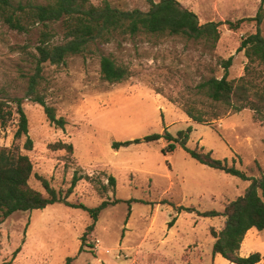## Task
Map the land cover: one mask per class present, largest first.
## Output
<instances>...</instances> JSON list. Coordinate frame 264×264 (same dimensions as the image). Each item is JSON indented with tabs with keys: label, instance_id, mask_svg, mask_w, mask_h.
Listing matches in <instances>:
<instances>
[{
	"label": "rangeland",
	"instance_id": "rangeland-1",
	"mask_svg": "<svg viewBox=\"0 0 264 264\" xmlns=\"http://www.w3.org/2000/svg\"><path fill=\"white\" fill-rule=\"evenodd\" d=\"M90 1L100 5L105 0ZM108 1L120 9L150 7L147 0ZM180 2L202 23L224 22L215 49L181 36L139 35L92 44L61 65L44 64L38 88L56 115L66 119L64 128L51 123L44 107L26 97L41 25L23 33L0 19V95L22 98L33 149H25L26 136L15 137L17 113L6 126L0 124V147H18L30 156L31 184L43 192L38 176L64 195L77 173L90 178L77 183L69 201L96 207L119 199L101 211L84 241L92 218L82 208L54 203L13 213L0 224V264H64L69 256L75 257L72 264H234L213 253L211 229L223 228L224 216L203 217L177 208L223 211L251 181L205 165L181 146L165 154L164 138L134 140L165 130L177 136L192 125L188 147H204L249 176L264 175V122L256 120L252 110L231 111L208 124L193 121L184 111L185 103L210 110L206 99L195 94V86L211 74L223 76L221 59L234 57L229 79L244 74L248 59L238 49L244 35L257 31L258 23L245 21L232 29L227 22L256 17L261 0ZM56 29L62 32L59 25ZM261 29L264 35V20ZM61 39L62 35L54 41ZM109 54L129 66L126 80L102 79L101 56ZM258 82L264 86V77ZM59 141L72 144L73 150L55 149L52 145ZM116 141L131 144L115 148ZM109 174L116 177L115 186L109 184ZM242 244V256L260 252L257 264H264V230L250 229Z\"/></svg>",
	"mask_w": 264,
	"mask_h": 264
},
{
	"label": "trees",
	"instance_id": "trees-1",
	"mask_svg": "<svg viewBox=\"0 0 264 264\" xmlns=\"http://www.w3.org/2000/svg\"><path fill=\"white\" fill-rule=\"evenodd\" d=\"M148 10L120 9L114 7L108 0L100 5L90 0H0V19L11 29L18 32L30 33L33 27L41 25V31L36 45L35 61L32 73L28 75L26 97L41 104L48 120L60 128H64L66 119L56 115L55 108L48 105L44 94L38 85L43 75L46 63L64 64L70 56L83 54L92 44L109 43L119 38L144 36H181L186 39L204 43L209 49L216 48L221 38L220 27L223 21L210 20L202 23L199 15L180 0H147ZM264 0H261L256 17L243 18L236 22H227L232 29H238L245 21H257L258 28L254 33L244 35L239 51H244L248 61L245 72L239 78L229 79V68L233 64V56L221 59L220 66L224 69L222 77L211 74L195 86V94L206 99L204 103L210 110H203L195 103H185L184 111L195 122L200 124L213 123L231 111L250 109L254 118L264 122V86L258 82L264 77V35L261 23L264 20ZM59 25L62 32L56 29ZM62 35L61 41H54ZM256 65L261 66L259 69ZM100 71L103 80L116 83L126 80L130 74L128 65L119 62L112 55H102ZM15 103L16 109H12ZM17 113L19 117L18 129L15 137L26 136L25 149H33V140L29 136V119L22 105L21 97H5L0 95V124L6 126L8 121ZM193 131L190 125L180 130L174 136L168 130L164 133H151L134 142H156L164 138L168 144L163 148L166 154L174 151L178 146L183 147L193 158L212 168L223 170L228 174L238 176L243 180H250V185L244 194L230 201L223 211L216 209L199 210L194 207L179 206L177 209L194 212L198 216H224L223 228L211 229L215 238L213 253L220 254L234 264H257L262 260L260 252L248 256L240 254L242 243L252 228L264 230V175L249 176L234 164L229 165L227 159L215 158L211 151L204 147L190 148L187 143ZM131 141L114 142L119 148L128 146ZM55 149L73 150V145L59 141L52 145ZM34 174V164L30 156L18 147H0V224L17 211L43 209L54 203H64L67 206L82 208L89 212L92 222L87 226L82 237L94 231L101 211L109 204L119 199L102 201L96 207H89L83 203L68 200L77 183L87 175H74L70 187L62 195L53 187L48 179L38 176L45 192L31 184ZM110 185H116V177L108 175ZM107 190V185H102ZM173 218L169 225L174 224ZM93 247V246H92ZM84 250V242L80 251ZM75 257L69 256L64 264H72Z\"/></svg>",
	"mask_w": 264,
	"mask_h": 264
},
{
	"label": "crops",
	"instance_id": "crops-1",
	"mask_svg": "<svg viewBox=\"0 0 264 264\" xmlns=\"http://www.w3.org/2000/svg\"><path fill=\"white\" fill-rule=\"evenodd\" d=\"M248 234V233H247ZM242 247H243V244H242ZM242 247H241V249H242ZM241 251V250H240Z\"/></svg>",
	"mask_w": 264,
	"mask_h": 264
}]
</instances>
